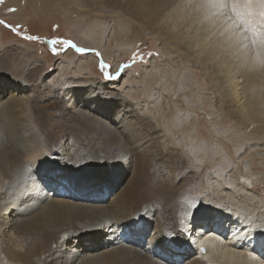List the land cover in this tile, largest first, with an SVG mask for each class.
Masks as SVG:
<instances>
[{
    "label": "bare ground",
    "instance_id": "obj_1",
    "mask_svg": "<svg viewBox=\"0 0 264 264\" xmlns=\"http://www.w3.org/2000/svg\"><path fill=\"white\" fill-rule=\"evenodd\" d=\"M98 1L131 12L165 41L182 40L194 63L213 65L227 113L255 124L264 101L248 92L264 94V45L214 62L209 51L219 46H205L193 29L175 37L178 22L167 21L191 0ZM239 18L244 27L264 24L258 15ZM27 80L9 77L0 63V264H264V200L209 183L208 162L195 181L182 169L218 147L214 135L198 138L218 123L203 127L184 110L162 111L153 123L98 86L74 91L69 103L42 100ZM64 169H71L67 178L59 175ZM101 171V190L89 194L86 178Z\"/></svg>",
    "mask_w": 264,
    "mask_h": 264
},
{
    "label": "rangeland",
    "instance_id": "obj_2",
    "mask_svg": "<svg viewBox=\"0 0 264 264\" xmlns=\"http://www.w3.org/2000/svg\"><path fill=\"white\" fill-rule=\"evenodd\" d=\"M232 2L215 0L210 4L208 0H191L180 9L181 14L176 13L167 21L178 22L175 37L193 29L205 46H219L218 51H209L214 62L235 57L240 60L237 54L252 53L261 44L253 46L250 40L240 41L235 35L248 29L246 34L264 36V24L250 21L244 27L235 16V27L223 24L224 9L217 5L226 4L227 14L231 15ZM3 21L0 63H6L9 77L28 78L31 94L39 93L42 100L58 97L68 102L73 92L83 86L87 85L85 90L98 86L116 92L118 98L129 102L137 113L153 123L159 120L162 111L173 115L176 110H184L183 118L194 121L197 117L203 127L216 122L218 131L212 133L205 127L198 138L203 141L214 135L218 147L209 146L206 155L193 156L194 163L191 158L189 165H182L187 171L184 173L195 181L203 164L208 162L209 168L204 167V173L209 183L221 185L224 192L249 191L264 200V110L256 111L258 117L251 128L239 124L227 113L229 101L221 93L223 85L216 81L213 65L194 63L195 57L187 52L182 40L165 41L155 28L143 26L131 12L107 9L98 0H0V22ZM31 36L37 39H25ZM207 53H203L204 57ZM248 94L252 101H264L262 89H251ZM179 98L181 102H177ZM224 141L232 153L223 148ZM60 174L67 178L72 172L64 169ZM106 178L107 171L86 178L89 194L99 193ZM98 196L101 198V193ZM92 242L90 239L87 244Z\"/></svg>",
    "mask_w": 264,
    "mask_h": 264
},
{
    "label": "clouds",
    "instance_id": "obj_3",
    "mask_svg": "<svg viewBox=\"0 0 264 264\" xmlns=\"http://www.w3.org/2000/svg\"><path fill=\"white\" fill-rule=\"evenodd\" d=\"M215 3V2H214ZM211 4V3H210ZM255 5V6H253ZM220 8L224 9V15L225 17L224 20L221 22L225 25H228L231 23L233 27L236 26V21L233 20V16L235 17H240L241 14L243 13L244 15L248 16H259L264 22V0H245L244 4H240L238 6H234L233 2L231 4V15L227 14V5L226 4H221L217 5ZM249 30L245 29L244 31L240 32L238 36L235 37V39L240 40V41H251V44L253 46H256L257 44L264 45V36H257L255 33L252 34H246L248 33Z\"/></svg>",
    "mask_w": 264,
    "mask_h": 264
},
{
    "label": "snow or ice",
    "instance_id": "obj_4",
    "mask_svg": "<svg viewBox=\"0 0 264 264\" xmlns=\"http://www.w3.org/2000/svg\"><path fill=\"white\" fill-rule=\"evenodd\" d=\"M215 2V0H208V3H214ZM244 3H245V0H244ZM243 3V4H244ZM233 4H234V6H238V5H240V3H239V0H233ZM0 24H5V22L3 21V22H0ZM25 39H31V40H35V39H37V37H35V36H31V37H25ZM72 47H75V45H72ZM53 53L54 54H59L57 51H53ZM107 67V66H106ZM111 76V75H110ZM25 171H30V169H26ZM197 205H195V207H196ZM195 207H193L192 208V210L195 208Z\"/></svg>",
    "mask_w": 264,
    "mask_h": 264
}]
</instances>
